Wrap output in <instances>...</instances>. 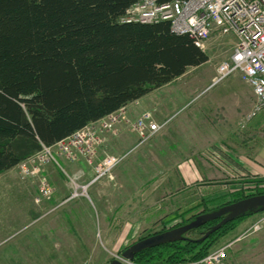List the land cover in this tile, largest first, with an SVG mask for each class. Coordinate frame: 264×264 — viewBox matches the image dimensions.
Instances as JSON below:
<instances>
[{
	"label": "rangeland",
	"instance_id": "obj_1",
	"mask_svg": "<svg viewBox=\"0 0 264 264\" xmlns=\"http://www.w3.org/2000/svg\"><path fill=\"white\" fill-rule=\"evenodd\" d=\"M235 42L233 34L212 35L201 49L207 61L188 67L172 81L183 95L175 97L172 110H163L169 125L152 141L132 148L136 139L130 127L108 136L101 156L132 149L110 176L89 185L87 196L64 201L72 183L50 162L39 165L26 178L20 176L17 166L0 173V264H109L114 259L135 264L122 256L133 243L240 200H234L233 190L243 191L241 199L253 194L247 181L256 177L235 170L239 162L231 155L244 160L242 157L253 158L263 150L264 109L248 118L254 95L238 72L210 86L217 65L229 59ZM150 106L156 107L146 99L139 107L145 111ZM130 111L133 117L141 113ZM198 157L223 177L210 180L201 176L186 185L180 177L181 167L195 165ZM65 164L62 167L70 177L79 175L77 184L92 180V165L87 162ZM41 179L52 189L46 197H38ZM258 191L262 194L264 184ZM146 208L156 211L148 218L149 224H140L135 233V216L143 217ZM227 215L185 233L188 240L202 244L197 247L201 251L196 248L184 257L233 242L224 264H264V210H246L229 221L234 223L225 232L223 224L200 240ZM255 224L258 226L253 228ZM161 251L141 264H160L163 261L155 259L167 253Z\"/></svg>",
	"mask_w": 264,
	"mask_h": 264
},
{
	"label": "trees",
	"instance_id": "obj_2",
	"mask_svg": "<svg viewBox=\"0 0 264 264\" xmlns=\"http://www.w3.org/2000/svg\"><path fill=\"white\" fill-rule=\"evenodd\" d=\"M137 1L0 0V173L207 61L169 21L120 22ZM253 179L248 196L261 194L264 184ZM242 192L231 195L238 200ZM201 244L163 243L136 252L132 261H150L161 250L166 256L155 261L195 260L206 253L184 255Z\"/></svg>",
	"mask_w": 264,
	"mask_h": 264
},
{
	"label": "built area",
	"instance_id": "obj_3",
	"mask_svg": "<svg viewBox=\"0 0 264 264\" xmlns=\"http://www.w3.org/2000/svg\"><path fill=\"white\" fill-rule=\"evenodd\" d=\"M159 21H169L172 32L187 34L200 49L204 48L212 35L233 34L236 42L230 57L219 62L210 86L238 72L242 80L251 87L254 95L253 107L248 118L264 109V0H173L166 3H158L157 0H140L133 3L120 18L122 23ZM155 113L156 108L150 106L133 117L130 109L123 106L97 121L88 123L51 146L42 145L38 152L17 165L18 173L23 178L32 176L39 165L50 162L72 183V190L64 201L79 195L87 196V188L91 183L110 176L132 148L154 138L170 120L169 118L160 123L156 120ZM126 127H130L135 136L134 147L124 153H109L101 156L108 136ZM79 160L92 165L93 169V178L85 185L76 183L79 175L73 174L70 177L62 167L63 162L70 164ZM51 192L52 189L47 181L41 179L38 197H46ZM257 224L253 228L257 227ZM232 244L233 242H228L208 251L201 258L177 264H224L227 251Z\"/></svg>",
	"mask_w": 264,
	"mask_h": 264
},
{
	"label": "crops",
	"instance_id": "obj_4",
	"mask_svg": "<svg viewBox=\"0 0 264 264\" xmlns=\"http://www.w3.org/2000/svg\"><path fill=\"white\" fill-rule=\"evenodd\" d=\"M173 82L171 81V82H169V83H167V84H165V85H163L157 89H153L152 91H150L149 93H147L143 97H141L138 100H135L133 102H130V103L126 104L125 106H127L133 112L139 113L138 111L143 110V109L140 110L141 107H139V106H141V104H143L146 99H149L153 104L156 105V107H155L156 108V113H155L156 120L160 123H163L164 121L169 120V116H167V115L164 116L163 110H165V111L170 110L171 106L176 101L175 97L177 98V97H180L183 95L182 94L183 91L181 90V87H173ZM177 88H179V91L175 90ZM164 89H166V90H164ZM169 122H170V120L157 132V134L154 136V138H156L157 135L169 125ZM154 138H152L148 142L152 141ZM231 157H233L234 161L239 162L238 166H235V168H236L235 170L240 171L241 175H249V176H254L256 178H264V148H263V150L261 149L258 152L256 157H253V158H249V156H246V157L244 156V157H242V158H244V160H242L240 157H238V159L232 155H231ZM63 164L66 165L65 162H63ZM15 167H13L11 169H14ZM11 169H9L3 173L9 172V171H11ZM201 176L205 177L206 179L212 180L214 178L223 177V174L221 171L217 170L214 167H211L210 164H208L207 162H205L204 160H202L199 157L196 158L195 165L194 164L193 165L186 164V163H184L182 165L181 171H180V177L182 178L183 182L186 185L189 184V182H192V180H196V178H200ZM146 211L147 212L143 215V217L135 216L137 218V221L135 223L136 227L134 230L135 233L140 230V227H141L140 224H143V227H145L146 225L149 224L150 219H148V218H150L151 216L154 215L153 213L156 211V208L147 209ZM132 215H134V212L132 213Z\"/></svg>",
	"mask_w": 264,
	"mask_h": 264
},
{
	"label": "water",
	"instance_id": "obj_5",
	"mask_svg": "<svg viewBox=\"0 0 264 264\" xmlns=\"http://www.w3.org/2000/svg\"><path fill=\"white\" fill-rule=\"evenodd\" d=\"M246 210L248 211L264 210V194L245 197L243 199L225 205L217 211L200 214L193 221L187 224L177 226L175 228L162 231L155 235L143 238L142 240L135 242L131 246L126 248L122 252V256L123 258H126L127 260L131 261L133 259L134 254L144 248L152 247L168 242L185 240L187 238L184 236V234L187 233L189 230L197 228L208 221L216 220L222 215L228 213V215L225 218H222L217 224L212 226L210 230H208L204 234V236L200 239L203 240L209 234H211L219 227H221V225L233 220L234 218L240 215L245 214ZM109 264H124V263L114 259Z\"/></svg>",
	"mask_w": 264,
	"mask_h": 264
}]
</instances>
